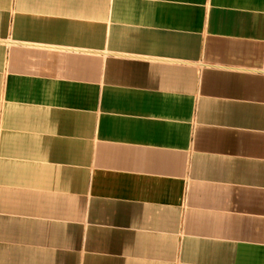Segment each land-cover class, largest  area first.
Segmentation results:
<instances>
[{"label": "crops", "instance_id": "crops-1", "mask_svg": "<svg viewBox=\"0 0 264 264\" xmlns=\"http://www.w3.org/2000/svg\"><path fill=\"white\" fill-rule=\"evenodd\" d=\"M264 0H0V264H264Z\"/></svg>", "mask_w": 264, "mask_h": 264}, {"label": "built area", "instance_id": "built-area-1", "mask_svg": "<svg viewBox=\"0 0 264 264\" xmlns=\"http://www.w3.org/2000/svg\"><path fill=\"white\" fill-rule=\"evenodd\" d=\"M259 71H261L262 73H264V63L262 65V67L259 69Z\"/></svg>", "mask_w": 264, "mask_h": 264}]
</instances>
